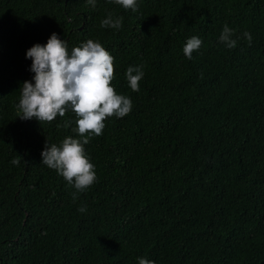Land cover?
<instances>
[{
    "label": "trees",
    "instance_id": "1",
    "mask_svg": "<svg viewBox=\"0 0 264 264\" xmlns=\"http://www.w3.org/2000/svg\"><path fill=\"white\" fill-rule=\"evenodd\" d=\"M136 4L0 0V264H264V0ZM109 13L119 29L100 27ZM225 25L233 49L218 43ZM52 33L69 53L99 42L132 101L84 145L97 179L75 201L40 155L79 138L74 113L17 117L19 89L34 82L26 51ZM192 36L202 44L188 59ZM138 65L133 92L125 72Z\"/></svg>",
    "mask_w": 264,
    "mask_h": 264
},
{
    "label": "clouds",
    "instance_id": "2",
    "mask_svg": "<svg viewBox=\"0 0 264 264\" xmlns=\"http://www.w3.org/2000/svg\"><path fill=\"white\" fill-rule=\"evenodd\" d=\"M124 9L137 10L136 0H110ZM93 8L96 0H87ZM122 18H113L109 13L100 27L119 29ZM234 29L227 25L219 36L218 43L228 49L237 45L233 39ZM243 36L252 41V36L244 32ZM202 40L192 36L183 47V54L188 59L201 47ZM26 58L32 63L30 71L34 73L32 81L23 82L19 102L16 105L17 117L20 120L35 118L40 124L51 123L58 116L64 117L71 110L76 119L72 131L79 137H65L57 144H45L41 152V163L56 170L68 185L75 189L72 199L75 201L79 193H83L96 181L95 166L89 161L84 145L93 136H100L105 127L104 121L110 117L123 118L132 111V101L125 95L117 94L111 82L115 78L114 57L99 43L91 39L69 53L66 41L52 33L46 44H35L26 51ZM143 66H129L125 77L129 88L138 92L139 83L143 78ZM66 121L63 127H68ZM61 125H58L60 127ZM20 157V156H19ZM21 158V157H20ZM18 165L20 159H13ZM86 207L78 211L86 212ZM138 264H154V261L139 258Z\"/></svg>",
    "mask_w": 264,
    "mask_h": 264
},
{
    "label": "water",
    "instance_id": "3",
    "mask_svg": "<svg viewBox=\"0 0 264 264\" xmlns=\"http://www.w3.org/2000/svg\"><path fill=\"white\" fill-rule=\"evenodd\" d=\"M81 29V28H80Z\"/></svg>",
    "mask_w": 264,
    "mask_h": 264
}]
</instances>
